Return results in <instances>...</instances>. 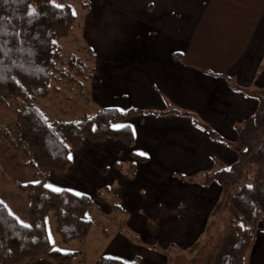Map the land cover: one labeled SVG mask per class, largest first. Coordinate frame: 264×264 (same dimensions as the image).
I'll return each mask as SVG.
<instances>
[{
    "label": "crops",
    "instance_id": "crops-1",
    "mask_svg": "<svg viewBox=\"0 0 264 264\" xmlns=\"http://www.w3.org/2000/svg\"><path fill=\"white\" fill-rule=\"evenodd\" d=\"M57 2L83 9L79 37L94 55L84 82L90 113L143 112L122 123L132 130L131 145L84 138L67 169L48 174L50 188L89 195L86 215L99 216L81 243L54 248L78 252L100 226L99 243L75 264L101 256L137 264L194 259L222 196L209 176L238 159V129L264 95V0ZM170 109L191 115L163 114ZM116 209L120 225L105 219ZM249 248L248 263L264 264V222Z\"/></svg>",
    "mask_w": 264,
    "mask_h": 264
},
{
    "label": "trees",
    "instance_id": "trees-1",
    "mask_svg": "<svg viewBox=\"0 0 264 264\" xmlns=\"http://www.w3.org/2000/svg\"><path fill=\"white\" fill-rule=\"evenodd\" d=\"M73 13L70 4L55 0H0V98L9 100L16 115L15 127L3 125L0 132L15 148L28 149L26 164L39 175L37 182L22 186L28 198V223L0 201V264H29L39 259L70 264L75 252L51 248L46 216L55 211L63 241L85 238L93 222L86 215L92 200L89 195L45 187L48 174L65 171L69 154L84 138H118L131 145L132 130L122 123L143 112L99 107L83 118L61 120L49 117L38 106L41 98L51 94L58 75L67 72L58 66L62 58L58 39L74 27L77 18ZM84 73L87 77L91 70ZM166 113L191 115L178 109ZM235 147L238 159L209 176L222 186L214 212L224 221V235L207 264H244L254 234L264 222V95L238 129ZM95 264L137 263L101 256Z\"/></svg>",
    "mask_w": 264,
    "mask_h": 264
},
{
    "label": "rangeland",
    "instance_id": "rangeland-1",
    "mask_svg": "<svg viewBox=\"0 0 264 264\" xmlns=\"http://www.w3.org/2000/svg\"><path fill=\"white\" fill-rule=\"evenodd\" d=\"M55 2H57V0H55ZM73 9L77 18L74 28L68 36H63L58 39V44L60 46L62 55V58L58 62V66L61 69L67 70V72L64 74H59L57 77L58 81L53 82V84L56 86V89L52 90L49 96L41 98L38 101V106L42 108L49 117L61 120L80 119L86 114V116L92 114L90 113L91 107L89 106L87 97L85 95L84 82L88 79L86 76H84V72H89L91 70L94 55L85 49L83 41L79 37V25L82 21L83 9L77 2L74 3ZM79 69L81 72H78ZM15 117V112L9 105V100L0 98V127L3 125H11V127H15ZM2 128H0V130H2ZM13 132V136L15 138V129ZM2 136L3 135L0 132V201H3L8 206L10 211L15 214L21 222L28 223L27 218L25 219L28 207V198L26 191L22 186L26 183L37 182L39 180V175L32 166L26 164L25 158L26 154H28V149L26 147L15 148L10 138L4 139ZM94 211L96 210H90V212L87 213V216L89 218H93V220L94 218L99 217ZM115 212V215H107L105 219L109 217L108 220L110 223L114 222V224L120 225L124 222V215L120 210L116 209ZM219 214L220 217L223 216L222 213ZM46 223L51 248H61L60 244L67 242L62 240L61 235L57 231V216L55 211L48 212L46 216ZM110 230L111 227L108 226V231ZM223 235L224 221H221V219L218 217V214L214 212L210 218L207 231L202 238L201 246L199 242L196 244V253L198 256H196L194 259L188 258V255L181 258L176 256V259L173 258L171 264H207V260L211 254H214L217 245L223 238ZM98 236L101 237V227L95 226L92 230V237L90 240L82 246L78 244V252L74 251L75 249H73L72 245L67 247L71 248L67 252H75V256L70 264H75L76 258L78 259L79 263L86 261V256L89 253H92L91 250L95 249L94 245L99 243ZM81 240H83V238L74 239V241H77V243H81ZM87 250L90 252H87ZM249 251L250 248H248L247 254L245 255L244 264H249ZM171 253L174 254L175 252L173 251Z\"/></svg>",
    "mask_w": 264,
    "mask_h": 264
},
{
    "label": "snow or ice",
    "instance_id": "snow-or-ice-1",
    "mask_svg": "<svg viewBox=\"0 0 264 264\" xmlns=\"http://www.w3.org/2000/svg\"><path fill=\"white\" fill-rule=\"evenodd\" d=\"M58 7H61L58 5ZM75 15V13H73ZM53 43H55V41H53ZM49 127H51V125H49ZM114 127H119V126H114ZM69 159H72L71 154H69ZM45 187H51V185H45ZM251 187V186H250ZM56 191H60V189H55ZM76 195H81L80 193H77Z\"/></svg>",
    "mask_w": 264,
    "mask_h": 264
}]
</instances>
